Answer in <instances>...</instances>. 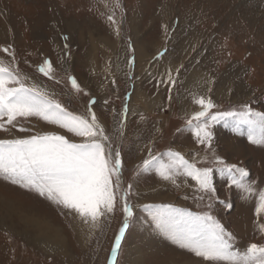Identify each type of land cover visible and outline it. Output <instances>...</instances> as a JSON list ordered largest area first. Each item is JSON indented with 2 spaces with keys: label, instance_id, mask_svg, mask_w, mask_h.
Instances as JSON below:
<instances>
[{
  "label": "rangeland",
  "instance_id": "obj_1",
  "mask_svg": "<svg viewBox=\"0 0 264 264\" xmlns=\"http://www.w3.org/2000/svg\"><path fill=\"white\" fill-rule=\"evenodd\" d=\"M4 47L14 50L27 85L45 90L69 111L87 115L96 101L92 110L121 153L123 170L114 212L96 225L85 222V239L72 211L0 177V264H109L129 184L133 216L119 264H207L157 227L148 207L154 205L209 212L233 233L241 252L251 243L264 244V212L256 211L264 192V145L250 142L247 125H240L241 134L234 121H209V149L187 125L201 110L194 103L199 96L217 106L210 115L246 105L264 112V0H0V59L8 61ZM45 60L52 62L53 78L39 72ZM70 76L83 92L72 89ZM21 126L30 131H19ZM8 127L0 139L47 131L81 139L35 117ZM170 150L213 168L216 192L199 191L190 178L172 183L155 167L143 169L149 151L168 162ZM220 160L244 168L252 190L221 175ZM42 236L62 242L63 249L40 239L42 244Z\"/></svg>",
  "mask_w": 264,
  "mask_h": 264
},
{
  "label": "snow or ice",
  "instance_id": "obj_2",
  "mask_svg": "<svg viewBox=\"0 0 264 264\" xmlns=\"http://www.w3.org/2000/svg\"><path fill=\"white\" fill-rule=\"evenodd\" d=\"M108 19L116 23L113 16L110 15ZM64 40L67 41L68 37L65 36ZM2 51L9 59H0V130L7 132L8 126L16 127L20 120L35 117L81 139L76 142L57 131L0 139V177L13 185L35 191L79 215L86 223L98 224L101 217L115 210L123 158L118 150L112 148L104 126L92 110L91 105L96 101H90L87 115L69 111L45 90L35 84H26L27 77L21 74L16 64L14 50L4 47ZM54 71L51 60H45L39 67V72L49 78H53ZM168 79L170 84H175L170 74ZM69 80L76 93L84 91L75 76H70ZM194 103L201 110L192 114L187 125L193 130L197 143L211 149L213 133L209 121L227 123L231 120L241 134L243 130L240 125H247L251 143L264 145V112L254 111L246 105L241 111H218L210 115L211 110L217 107L211 98L199 96L194 98ZM19 131L27 132L30 129L21 126ZM168 157L169 161L163 162L149 151V159L143 161V169L155 167L163 180L172 183H176L180 176L190 178L195 181L199 191L208 194L216 192L213 168L198 167L180 152L170 150ZM219 163L224 165L219 172L227 175L232 185L249 192L252 190L250 185L244 183L248 176L244 168L236 164L228 165L223 160ZM131 189L132 185L129 184L121 196L125 219L115 238L109 264H119L117 256L121 242L133 216L128 203ZM259 200L257 214L264 212V192L260 193ZM148 207L154 209L153 220L161 231L180 248L194 253L207 264H264V244L251 243L244 252L239 251L235 247L236 237L233 233L209 212L193 213L171 204ZM260 228L264 230V224Z\"/></svg>",
  "mask_w": 264,
  "mask_h": 264
},
{
  "label": "bare ground",
  "instance_id": "obj_3",
  "mask_svg": "<svg viewBox=\"0 0 264 264\" xmlns=\"http://www.w3.org/2000/svg\"><path fill=\"white\" fill-rule=\"evenodd\" d=\"M114 66V64L113 63H111V67H113ZM90 67L92 68V69H96V67L93 65V63L90 65ZM194 81V80H193ZM193 81H190V82H192V83H190V84H192V85H196L195 83H193ZM190 86V85H189ZM196 87V86H195ZM182 110H185L184 108H182ZM9 197V196H8ZM0 198H2L1 197V194H0ZM2 200H4L5 201V199H4V197L2 198ZM10 203V202H9ZM19 203V202H18ZM17 203V204H18ZM4 204V203H3ZM14 204V203H13ZM11 205V204H10ZM7 207V206H6ZM11 207V206H10ZM13 208V207H12ZM12 211H14L13 209H12ZM10 213V212H9ZM12 213V212H11ZM73 214H74V216H76L77 217V226H79V230H80V235H81V238L82 239H85V236H86V232H83V231H86V228L84 227V220H82L81 219V217L79 216V215H77V214H75L74 212H73ZM88 230H90V227L88 228ZM43 234H45V233H43ZM57 234V233H56ZM55 238H57V239H59V235L57 234L56 236H55ZM40 239H42V242H46L48 239L46 238V237H37V240L38 241H40ZM57 239H53V240H48V243L47 244H49L50 246H51V244H53L52 242H54L56 245H58L60 248H61V250L63 249V244H62V242H58V240ZM41 242V241H40ZM41 242V243H42ZM42 244H44V243H42ZM50 248H52V246L50 247Z\"/></svg>",
  "mask_w": 264,
  "mask_h": 264
},
{
  "label": "crops",
  "instance_id": "obj_4",
  "mask_svg": "<svg viewBox=\"0 0 264 264\" xmlns=\"http://www.w3.org/2000/svg\"><path fill=\"white\" fill-rule=\"evenodd\" d=\"M159 100H157V102H158Z\"/></svg>",
  "mask_w": 264,
  "mask_h": 264
}]
</instances>
